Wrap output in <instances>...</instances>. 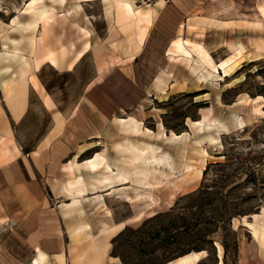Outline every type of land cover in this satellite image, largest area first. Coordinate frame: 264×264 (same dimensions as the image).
I'll use <instances>...</instances> for the list:
<instances>
[{
	"label": "rangeland",
	"instance_id": "374dc122",
	"mask_svg": "<svg viewBox=\"0 0 264 264\" xmlns=\"http://www.w3.org/2000/svg\"><path fill=\"white\" fill-rule=\"evenodd\" d=\"M27 1L0 0V42L7 28L26 26L30 22L31 18L27 17H21L22 23L15 22L16 17L24 14ZM79 1L67 0L62 6L59 0H43L42 4L54 8L57 15L74 7L73 15L82 14L85 22L80 18L73 20L92 32L97 29L98 45H104L106 59L111 61L104 42L105 6L98 2L82 3V9L75 11ZM260 7H264V0H259L257 5L252 0H244L237 11L225 13L244 19L251 18V14L253 20L263 23L260 27L231 23L226 25L232 27L229 32L213 33L206 39L205 32L199 30L198 36L192 39L202 44L215 64L232 60L229 68L234 66V69L229 78L226 79L221 70L202 79L201 70L193 73L184 59H171L166 50H148L147 63L156 70H147L141 61L122 70H117L113 63L105 71L103 80L86 94L80 113L76 111L69 121L68 132L55 140L47 151L33 155L39 183L48 193L46 205L63 208L71 232L81 239L100 237L102 223L110 220L105 210L98 208L94 196L103 190H93L105 170L98 173L83 170L89 191L85 199H80V204L73 206L68 186L81 174H71L65 167L72 162L84 164L99 153L107 158L115 172L124 170L129 174L131 183L125 189L135 200L117 193L104 196L114 223L127 222L123 230L105 235L106 239L113 237L112 257L117 259L114 264H169L186 254L201 251H206L207 257L200 264H218L219 245L224 249L223 264H240L243 258L246 264H264V242L255 239L246 224L253 223L252 215L261 214L264 209V104L258 100L259 96L264 99V50L262 60H253L256 46L264 45ZM87 14L95 17V21L89 23ZM56 27H60L52 40L56 54L62 52L57 42L62 34V44L68 48L76 47L84 39L73 29L72 23L58 22ZM13 31L18 36L25 35L26 40L29 37L27 31L17 32L12 28L11 34ZM34 40V35L28 39L33 50ZM50 43L48 39L49 49L53 48ZM231 45L244 50H233ZM69 51L68 57L72 60L80 50ZM238 51L243 52L240 57ZM196 66L194 62L193 67ZM96 72L92 53L70 72L46 67L41 79L45 90L56 101L54 113L72 114ZM158 77H162L163 83ZM203 111L210 112L220 132L209 134L204 126L203 134L190 126L191 121L201 119ZM130 117L142 121L144 128L151 132L136 134L127 130L120 120L129 122ZM29 123V127L23 128L21 139L26 148L33 149L51 126L50 115L42 110L38 99ZM163 128L169 136L172 132L182 135L181 139L165 138ZM97 143L100 145L92 148ZM129 143L160 147L179 177L165 180L160 191L150 192L147 204L135 198L133 186L140 180L141 170L146 169L148 177L153 172L150 166L136 161L126 151ZM70 148L77 152L71 153ZM84 149L89 150L83 154ZM203 161H206V169L199 183L173 188V183L179 182L186 172L187 165L201 168ZM156 203L159 205L151 209ZM141 213L144 217L135 220ZM261 222L264 223V218ZM14 233L11 228L0 226V264H25L21 261L25 254Z\"/></svg>",
	"mask_w": 264,
	"mask_h": 264
},
{
	"label": "crops",
	"instance_id": "0c3cea01",
	"mask_svg": "<svg viewBox=\"0 0 264 264\" xmlns=\"http://www.w3.org/2000/svg\"><path fill=\"white\" fill-rule=\"evenodd\" d=\"M116 1L95 0L82 3L98 2L102 6H108L105 10V7L103 8L102 15L107 24L104 42L107 46V53L116 64L117 70L132 68L141 61L143 54L149 53L148 50H170L172 43L180 39L198 44L192 41L198 36L197 31L203 30L207 39L213 33L229 32L232 27L226 25L240 24L239 21L244 19L235 14L225 15L227 12L237 11V7L244 0H123L129 3L134 11L140 9L146 12L152 9L156 13L145 42L140 46V51L135 53L136 59L130 61L138 45L140 32L137 27L134 30H128L118 22ZM252 1L256 5L259 2V0ZM66 4L67 0L62 6ZM232 6L233 9H231ZM61 15L56 14L58 22L78 23V20V22L73 20L76 18L85 22L82 14L77 16L72 14L69 22H64ZM249 16L251 18L247 20H253V15ZM21 17L31 18L28 23L32 22V15L27 14L16 17L15 22L22 23ZM85 17L91 23L95 21L93 20L95 17L91 15L87 14ZM260 17L262 18L261 14ZM127 22H132V20ZM144 26L146 25L141 27ZM12 28L17 29V32L27 31L26 34H29V37L26 40L22 33L21 36L15 34L14 31L11 34ZM12 28L6 29L7 34L1 37L0 42V226L4 228L7 226L15 232L16 239L20 241L19 248L25 254L24 259H21L25 264H33L39 252L45 256L43 264H114L117 259L112 257L113 237L106 239V234H100L98 238L95 235L93 238H77L71 232L67 218L63 216V208L53 209L52 206L46 205L48 193L39 183L37 162L33 160L34 154L47 151L53 146L55 140L68 132L69 121L74 118L76 111L80 113V108L83 107H80V104L84 101L86 94L96 87L97 83H100L97 81L98 73L96 72L95 77L86 85L84 95L79 99L72 114H55L56 101L45 90L41 79L44 69L53 66L47 63L40 71H37L34 50L28 45L32 41L28 43V39H32L33 35L36 39L38 34H41V30H27L25 26L17 27L16 25ZM58 29L60 27L55 26L48 38L52 47L54 44L52 40L57 36ZM55 31L56 34H54ZM77 31L84 39L76 47L74 45L72 48L64 46L62 44L63 34L57 39L60 44L58 50L62 52L61 55L57 54L59 67L55 69L73 71L88 54L92 53L97 71V50H91L75 64L73 70H70L69 50L81 51L87 41L92 44L97 42V29L92 33L91 38L82 35L78 29ZM51 50H54V47ZM63 50H66V57L62 55ZM36 99L41 103L42 110L50 115L51 126L40 143L32 149L24 145L21 132L25 126L26 128L30 126L29 120L35 109ZM15 146L19 148V152L15 150ZM89 149H84L82 153L85 154L84 152ZM75 150L70 148L71 153L77 152ZM77 156L74 154V157ZM97 193L104 192L98 191Z\"/></svg>",
	"mask_w": 264,
	"mask_h": 264
},
{
	"label": "bare ground",
	"instance_id": "6f19581e",
	"mask_svg": "<svg viewBox=\"0 0 264 264\" xmlns=\"http://www.w3.org/2000/svg\"><path fill=\"white\" fill-rule=\"evenodd\" d=\"M42 1L43 0H28L25 3V6L27 8L25 9V12H23L24 14H32V22L28 23L25 28H27V30H41L40 36L37 37L32 43V48H34L35 54V68L37 71H40L42 66L47 63L53 66L54 68L59 67L56 52L49 49L46 45L48 38L51 36L55 26L57 25L58 19L56 17L55 9L48 7L45 4H42ZM59 1L61 4L66 3V0ZM91 1L95 0H80L79 3ZM115 8L118 15V22L123 25L122 27L128 30H134L136 27L139 28V42L134 50V55L131 56L129 59L130 61H133L136 59L135 53L140 51V46L145 42L146 37L148 36V30L153 25L156 13L152 9L146 12L140 9L138 11H134L133 7L129 3L124 2L123 0H117L115 2ZM79 9H82L81 4L77 6L75 11ZM73 13L74 7L67 9L66 12L61 15V18H63L64 22H69ZM260 14L264 20V7H260ZM128 20H132V22L126 23V21ZM88 22L90 23L89 19ZM239 22L245 25L257 27H260L261 24H263L260 21H250L247 19L240 20ZM72 24L75 28L79 30L82 35L91 38L93 32L90 30L89 27L81 26L76 22ZM142 25L146 26L141 27ZM98 44V42L92 44L90 41H87L84 45V49L76 53L71 62L69 63L70 70H73L75 64L82 60V58L85 57L91 50H97V81L101 82L104 78L105 71L110 67L111 64L114 63V61L107 60L108 58L105 56L106 50L103 47L104 45L101 46ZM230 47L233 50H244L243 48H238L233 45H231ZM256 50L257 51L255 52L256 54L253 56V60L260 61L263 59L261 51L264 50V45L262 43L258 44L256 46ZM166 53L168 56L171 57V59H184L187 65L193 70V73H198V71L201 70L203 72L202 79H208L214 73H218L221 70H224L225 77L227 79L230 77V73L234 69V66L229 68L232 60L224 61L220 65L215 64L208 51H206V49L202 45L193 44L189 41H185L184 39H180L173 42L172 48L170 50H166ZM195 53L198 57H196ZM242 53V51H238V56L240 57ZM62 55L66 57V50H63ZM146 56L147 54L142 55L141 63L145 64L147 70H156L155 66L148 65ZM194 62H197L198 64L196 68L193 67ZM158 81L160 83H163L162 77H158ZM258 100H261L262 104H264L263 97L259 96ZM129 120V122H127L126 119H121L120 121L122 122L124 127H126L127 130H130L132 133L144 134L146 131L151 132V130L145 129L143 126V122L137 120L135 117H130ZM59 123L61 124V122ZM190 126L193 128L195 127L197 131H200L203 134L205 133L204 131H202L204 129V126H207L206 131L210 132L209 134L220 132V129L216 128L217 126L215 124V120L210 118V112L206 111H203V113L201 114V119L199 121H191ZM162 135L171 141H177L182 137V135H177L173 132L171 136H169L165 132L164 128ZM99 145L100 144L97 143L93 147H97ZM15 150L19 152V148H17L16 146ZM126 151L132 154L133 158L136 159V161L140 160L144 165L150 166L151 171L153 172L152 176L148 177V171L146 169L140 171V180L137 182L136 186H133L134 192L136 193L135 198L138 201L147 204L151 195L150 192L155 193L157 191H160L161 188H163V183L165 182V180L167 181L171 178H179L176 177L174 167L169 164L168 160L164 156L165 153L162 152L160 147L152 145L139 147L134 143H129L127 145ZM205 167L206 161H203L201 168H195L192 165H187L185 167L186 172H184L179 182L173 183V188H181L180 184L194 185L196 183H199L200 180L203 178L204 170L206 169ZM65 168L71 174H81L76 176L75 179L71 181L68 186V191L70 195L73 196V201L71 204L73 206L80 204V199H85L89 191L84 176L82 175L83 170L86 169L92 173H98L101 169L105 170V174L97 178V185L93 188V190L95 191L103 190V194L94 193V196L97 201L98 208L104 209L105 214L108 215V217L110 218L109 221H104L102 223V227L100 228V234H108L111 232L123 230L127 226V222H122L119 224L114 223L113 214L107 206L104 196L113 195L114 193H117L119 196H125L126 199H129L130 201L135 200L126 192L125 189L127 188L128 184L131 183V177L129 176V174L124 170L118 171V173L115 172V169L112 168V166L108 163L107 158L103 154L99 153L96 155L95 158L93 157L85 161L84 164L72 162ZM120 186H124V188L121 189ZM167 186L169 187L171 186V184H168ZM158 205L159 203H156L155 206H153L151 209ZM143 217L144 213H141L135 220H140ZM261 218H264V209L261 214L252 215V219H254L253 223H248L246 220L245 221L247 222V226H249L253 231L254 238L260 242H264V223L261 222ZM223 254L224 249L221 245H219L220 261L218 264H223ZM206 257V251L192 252L182 257H179L178 259L174 260L173 262H170L169 264H200ZM44 259V254L42 252H39L38 257L36 258L33 264H43ZM244 259L245 258L240 261V264H246L244 262Z\"/></svg>",
	"mask_w": 264,
	"mask_h": 264
}]
</instances>
